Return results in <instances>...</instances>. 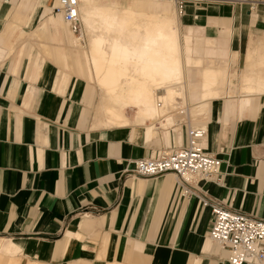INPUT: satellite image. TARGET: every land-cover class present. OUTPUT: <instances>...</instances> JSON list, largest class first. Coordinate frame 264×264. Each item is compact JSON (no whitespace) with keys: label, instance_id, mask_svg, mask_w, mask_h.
<instances>
[{"label":"crops","instance_id":"1","mask_svg":"<svg viewBox=\"0 0 264 264\" xmlns=\"http://www.w3.org/2000/svg\"><path fill=\"white\" fill-rule=\"evenodd\" d=\"M53 3L0 0V253L12 264H228L207 235L211 208L199 196L180 194L172 173H131L134 160L185 143L181 123L172 127L180 118L96 125L76 27ZM181 6L187 87L179 88L190 96L180 105L189 101L186 119L206 130L203 146L221 160V183L197 190L264 219V0L251 11L237 0Z\"/></svg>","mask_w":264,"mask_h":264},{"label":"bare ground","instance_id":"2","mask_svg":"<svg viewBox=\"0 0 264 264\" xmlns=\"http://www.w3.org/2000/svg\"><path fill=\"white\" fill-rule=\"evenodd\" d=\"M78 1L80 36L74 35L75 33L73 35L77 48L85 59L89 80H93L100 91L95 110L96 125L114 127L139 124L147 127L149 121L151 127L164 116L167 117L166 125L177 122L168 113L180 106L175 94L181 93V89H177V86L187 87V79L182 58L179 18L173 7V0H150L148 9V0H142L145 1L143 6L141 0ZM57 14L61 16L60 13ZM21 20L23 21V17ZM211 69L214 72L216 67ZM202 74L206 76V72ZM224 77L221 78L224 80ZM220 85L222 87L223 84ZM210 86L206 89L209 90ZM159 90L163 92L159 93ZM207 90L203 89L204 92ZM128 107L137 108L135 118H128L124 114V109ZM0 264H12V261L5 257V253H0Z\"/></svg>","mask_w":264,"mask_h":264},{"label":"built area","instance_id":"3","mask_svg":"<svg viewBox=\"0 0 264 264\" xmlns=\"http://www.w3.org/2000/svg\"><path fill=\"white\" fill-rule=\"evenodd\" d=\"M237 1L248 3L250 11L254 8L255 0ZM78 3V0H58L57 5H51L52 13H60L64 21L76 27L79 23ZM178 13L183 14L181 3ZM179 113L188 115L187 109H181ZM205 134L206 130L202 127H188L184 144L152 157L134 160L131 173L145 178L174 174L180 194L199 196L201 204L211 208L207 235L218 247L227 251L228 264H264V219L209 199L197 190L200 181L221 183L222 180L219 175L221 160L203 146Z\"/></svg>","mask_w":264,"mask_h":264},{"label":"rangeland","instance_id":"4","mask_svg":"<svg viewBox=\"0 0 264 264\" xmlns=\"http://www.w3.org/2000/svg\"><path fill=\"white\" fill-rule=\"evenodd\" d=\"M121 1H123V0H121ZM126 1V0H125ZM161 1H163V0H161ZM257 2H259V0H255V4L257 3ZM179 3H181V0H176V2H175V5H173V7H174V9H175V12H176V14H178V10H177V8H178V5H179ZM255 4H254V6H255ZM181 16V15H180ZM179 16V17H180ZM76 26V29H75V35L76 36H80V29H81V26H80V23H77V25H75ZM181 31H183V28H181ZM85 39V41H86V43H87V38L85 37L84 38ZM30 44V43H29ZM40 47H41V49L44 51V48L40 45ZM70 51L72 52V59L74 60L75 58H74V54H73V51H74V47H71L70 48ZM75 65V64H74ZM231 66V68L233 67V64H231L230 65ZM232 70V69H231ZM74 73H76L77 75H79V76H81L80 75V73H79V71H78V69H77V67L75 66L74 67ZM193 78H196V74L195 73H192V75H191ZM82 77V76H81ZM197 77H198V75H197ZM236 77H237V75H236ZM235 77V78H236ZM90 81H92L93 83H87V90H86V94H85V103L86 102H88V98H90V94L91 93H93V92H96V94H97V96H98V100L96 101V103H98V101H99V99H100V91H99V89H98V87H97V85L95 84V82L93 81V80H90ZM177 89H179V87L177 86ZM180 91V90H179ZM188 91L189 90H184V89H181V93H178V94H175V96H176V98L178 99L177 101L179 102V105H180V101H184V97H185V94H186V96L188 97V96H190L189 95V93H188ZM163 91L162 90H159V93H162ZM182 92H184V93H182ZM96 94L94 95V98L93 99H91V101H93V102H95V97H96ZM189 103V102H188ZM187 103V105H184V104H181L180 106H178L177 108H176V110L174 111V113L173 114H171V115H173L175 118H182L181 119V121L180 122H178V123H181V132L182 133H186V131H187V128L188 127H190L191 125H190V121H188V119H186V115H182V114H180L179 113V110H181V109H187L188 110V108H189V106L188 105H190V103L188 104ZM95 106L96 105H93V106H90V109L91 108H93V110L95 109ZM88 107H89V105H88ZM127 109V111H128V115L126 114V112H125V110ZM126 109H124V114L128 117V118H135V116H136V113L134 114V116L133 117H130L129 116V114H130V109H131V107H128V108H126ZM163 119V118H162ZM178 123H177V125H174V126H172V127H174V128H180V126H178ZM156 125H159V122H157L156 123ZM190 125V126H189ZM192 127V126H191ZM174 133V132H173ZM174 142V141H173ZM172 142V143H173ZM181 141L178 139V141H177V143H179V144H181L180 143ZM174 143H176V142H174ZM167 150H169V149H167ZM166 150V151H167ZM19 258H20V256H19Z\"/></svg>","mask_w":264,"mask_h":264}]
</instances>
